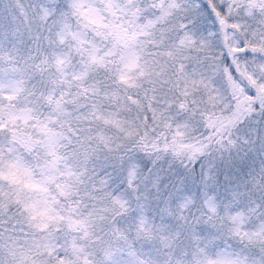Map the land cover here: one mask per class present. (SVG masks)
I'll return each instance as SVG.
<instances>
[{
	"label": "snow or ice",
	"instance_id": "1",
	"mask_svg": "<svg viewBox=\"0 0 264 264\" xmlns=\"http://www.w3.org/2000/svg\"><path fill=\"white\" fill-rule=\"evenodd\" d=\"M0 264H264V0H0Z\"/></svg>",
	"mask_w": 264,
	"mask_h": 264
}]
</instances>
